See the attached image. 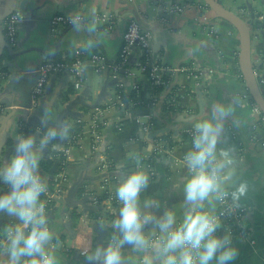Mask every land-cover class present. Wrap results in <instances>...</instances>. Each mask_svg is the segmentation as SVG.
I'll use <instances>...</instances> for the list:
<instances>
[{
  "label": "crops",
  "instance_id": "0c3cea01",
  "mask_svg": "<svg viewBox=\"0 0 264 264\" xmlns=\"http://www.w3.org/2000/svg\"><path fill=\"white\" fill-rule=\"evenodd\" d=\"M220 4L253 23L252 63L256 74L264 76V0H220ZM178 7L184 11L174 12ZM16 12L23 20L18 27V46L13 48L5 31L8 18ZM68 14H80L85 20L79 27H62L54 37L53 17ZM133 21L152 34L153 59L166 68L163 89L158 90L149 72L141 69L143 57L135 47L116 74L111 68L96 74L87 65L81 89L75 88L71 76L56 75L49 91L38 104L33 103L38 69L44 62L72 59L80 48L87 52L89 62L92 55L100 53L108 66L118 65L125 33ZM240 48L235 27L202 0H0V162L7 163L14 153L17 136L33 135L39 141L37 130L43 134L41 118L46 112L58 121L66 113L60 122L70 126L67 136L50 142L40 169L48 181L41 200L57 237L53 243L61 264H90L78 247L86 246V241L97 247L100 231L106 233L107 246L112 230L101 229L96 222H110L113 211L118 210V202L110 201V196L115 197L120 173L135 167L136 156L143 157L141 162L153 169L152 183L141 196L161 193L164 207L157 215L182 204L183 195L168 183L173 173L163 160L169 153L177 160L182 158L191 147L187 136L191 138L193 125L206 118L213 103L237 101L234 119L227 122L225 138L219 144L234 150L236 179L249 185L240 205L246 209L242 219L246 237L232 234L233 244L239 248L234 264H264V119L255 114V102L241 74ZM261 83L264 87V80ZM148 116L156 126L145 132ZM96 119L102 122L98 125V151L93 150ZM79 128L81 134L73 137ZM158 140L167 142L169 152H155ZM64 148L70 149L68 157L61 152ZM103 158L109 164L106 172L99 171ZM55 163L59 166L52 173ZM111 167L116 169L114 176L108 172ZM105 180H109L107 186ZM19 222L15 215L0 213V238L3 227ZM156 227L149 223L145 231ZM225 231L221 224L217 235L223 236ZM122 254L129 255V264H138V254L130 245L122 248Z\"/></svg>",
  "mask_w": 264,
  "mask_h": 264
},
{
  "label": "clouds",
  "instance_id": "9594fccd",
  "mask_svg": "<svg viewBox=\"0 0 264 264\" xmlns=\"http://www.w3.org/2000/svg\"><path fill=\"white\" fill-rule=\"evenodd\" d=\"M84 20L76 14L70 16L69 23L79 27ZM92 43L90 39L88 46ZM238 104L213 103L206 118L193 125L191 147L182 158L177 160L169 153L163 160L173 173L168 183L183 195V203L168 208L162 216L157 215L164 207L160 192L141 196L154 174L141 162L143 157L136 156L135 167L124 170L116 179L118 210L113 211L110 222H96L101 229L112 230L107 246L92 248L86 241V246L78 247L86 261L129 264V255L122 254L127 244L138 254V264H234L239 248L233 244L232 232L226 230L218 236L217 231L223 217L236 214L249 185L236 179L234 150L219 144ZM41 124L39 141L33 135L17 136L14 153L7 163L0 162V184L11 189L0 190V213L15 215L20 221L3 227L0 264H61L53 243L57 237L41 200L48 181L40 169L50 142L67 136L70 126L47 112ZM149 223L157 227L145 231Z\"/></svg>",
  "mask_w": 264,
  "mask_h": 264
},
{
  "label": "built area",
  "instance_id": "2783aa9c",
  "mask_svg": "<svg viewBox=\"0 0 264 264\" xmlns=\"http://www.w3.org/2000/svg\"><path fill=\"white\" fill-rule=\"evenodd\" d=\"M204 8V7H203ZM174 12L182 13L184 8L178 7L173 10ZM70 14L68 15H56L51 21L52 33L55 36L61 31L62 27L71 25L69 23ZM23 20V15L20 12L13 13L6 22V38L10 45L15 48L18 46V27ZM203 21L206 22L207 19L204 17ZM135 47H138L141 55L143 57L141 61V69L143 71H148L150 74L151 82L158 87H165L167 82L164 78L163 73L166 72V68L158 64L153 59L152 53V34L151 32L144 30L141 25L135 21L131 22L127 28L124 36V45L120 53V62L118 65L113 67L108 66L107 59L104 55L97 53L91 56L90 62L88 61L87 52L83 49L77 48L73 54L72 59H62V60H50L44 62L38 69L39 78L33 91V103L38 104L41 98L44 96L47 87L49 86L51 79L60 74H67L73 78V83L76 89H81L85 82V70L78 71L79 68H84L89 65L96 74L104 73L107 68L113 70V74L119 72L123 66H125L129 60L130 55ZM176 71H186L185 69H178ZM135 90H138L135 87ZM172 106H176L174 102L171 103ZM254 112L256 115L264 119V113L261 109L254 103ZM148 123L144 126V131L149 132L155 128V124L151 118L148 116ZM93 150L98 151L101 143V135L98 129V125H101V121L97 119L93 122ZM191 136H192V132ZM156 153L169 152V147L167 142L156 141L154 146ZM63 156L68 157L70 154L69 148H64L61 150ZM108 162L103 158L99 165V171L106 172L108 168ZM154 174V172H153ZM109 184V180H105V185ZM107 189V188H105ZM47 195V194H46ZM110 201H115L113 195L110 196ZM96 203L98 201L96 200ZM246 213V209L240 207L236 214L232 216H226L222 218L221 224L225 225L226 230L232 232V234H238L241 237H246V232L242 230V219Z\"/></svg>",
  "mask_w": 264,
  "mask_h": 264
},
{
  "label": "water",
  "instance_id": "95a60500",
  "mask_svg": "<svg viewBox=\"0 0 264 264\" xmlns=\"http://www.w3.org/2000/svg\"><path fill=\"white\" fill-rule=\"evenodd\" d=\"M195 0H193L194 2ZM204 4L213 11L216 15L231 23L235 29L238 31L240 36V54H239V66L240 71L243 76V79L246 83L247 89L255 102V104L261 109L264 113V87L262 86L261 81L264 80V76L257 75L256 69L252 63V33L251 26L253 23H248L245 20L244 16L239 15L227 8H225L222 4H220V0H202ZM24 7H22L23 9ZM254 14L252 15V19H254ZM49 91V86L47 88V92ZM201 106L203 102L201 101ZM63 113L59 117V121H61L66 115ZM59 163H55V166L52 170L54 173L58 169ZM10 187L7 191H10ZM83 207V205H82ZM84 208V207H83ZM100 238L98 241V246L104 247V238L106 233L104 231H100Z\"/></svg>",
  "mask_w": 264,
  "mask_h": 264
},
{
  "label": "trees",
  "instance_id": "16d2710c",
  "mask_svg": "<svg viewBox=\"0 0 264 264\" xmlns=\"http://www.w3.org/2000/svg\"><path fill=\"white\" fill-rule=\"evenodd\" d=\"M156 88H157V87H156ZM157 89H158V90H161V89H163V88H162V87H159V88H157ZM123 96H124V98H125L126 100H128V99L126 98L125 95H123ZM130 97H134V94H131ZM171 108H173V107L171 106ZM80 134H81V128L76 129L75 132L72 133V136L78 138V136H79ZM187 139H189L190 142H191V138H190L189 135L187 136ZM108 172H109L110 175L114 176V175L116 174V169L113 168V167H111V168L109 169ZM0 187H4V185L0 184Z\"/></svg>",
  "mask_w": 264,
  "mask_h": 264
},
{
  "label": "rangeland",
  "instance_id": "374dc122",
  "mask_svg": "<svg viewBox=\"0 0 264 264\" xmlns=\"http://www.w3.org/2000/svg\"><path fill=\"white\" fill-rule=\"evenodd\" d=\"M163 153H165V152H163Z\"/></svg>",
  "mask_w": 264,
  "mask_h": 264
}]
</instances>
